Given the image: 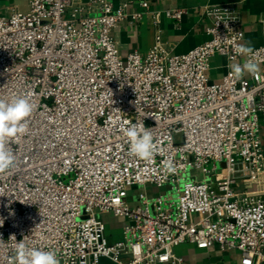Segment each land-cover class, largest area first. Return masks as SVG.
Wrapping results in <instances>:
<instances>
[{
	"label": "built area",
	"instance_id": "1",
	"mask_svg": "<svg viewBox=\"0 0 264 264\" xmlns=\"http://www.w3.org/2000/svg\"><path fill=\"white\" fill-rule=\"evenodd\" d=\"M205 13L209 38L188 53L174 55L158 33L146 56L127 57L114 31L143 17L127 2L31 0L0 15V99L34 105L27 133L9 144L16 165L0 175V264H14L18 242L54 250L60 264H184V244L264 264V194L249 188L264 173V17L262 45L244 56L237 9ZM217 56L259 71L212 81ZM128 122L151 129L152 161L129 155ZM149 186L171 193L150 198ZM132 187L143 192L131 206ZM109 214L128 220L113 242Z\"/></svg>",
	"mask_w": 264,
	"mask_h": 264
},
{
	"label": "crops",
	"instance_id": "2",
	"mask_svg": "<svg viewBox=\"0 0 264 264\" xmlns=\"http://www.w3.org/2000/svg\"><path fill=\"white\" fill-rule=\"evenodd\" d=\"M30 1L0 0V15L11 17L14 12H27L30 9ZM124 2L129 4L130 13H142L143 17L137 20L129 19L117 25L114 36L123 57L134 52L146 56L154 46L158 33H161L171 53H188L208 40L207 29L210 20L205 13V7L215 5L230 4L237 9L244 25L246 46L255 50L263 43L261 19L264 17V0H113L115 7ZM143 3L148 9L142 7ZM175 10L185 11L181 22L166 17V11ZM156 14L160 15L157 21ZM243 63L244 61L240 60L237 64ZM229 70L228 61L217 56L212 59L210 78L212 81H220ZM249 188L260 190L264 194V173L258 183L249 185ZM127 223L128 220H125L123 226ZM116 236L113 241L122 238V229ZM175 253L184 264H241L238 251L218 244L206 250H200L192 244H184L176 247ZM101 264L115 263L103 259Z\"/></svg>",
	"mask_w": 264,
	"mask_h": 264
},
{
	"label": "clouds",
	"instance_id": "3",
	"mask_svg": "<svg viewBox=\"0 0 264 264\" xmlns=\"http://www.w3.org/2000/svg\"><path fill=\"white\" fill-rule=\"evenodd\" d=\"M237 52L248 56L252 54V48L239 45ZM258 71V64L248 60L242 65H230L229 75L240 80L245 74H255ZM33 111L34 105L26 97H17L11 101L0 99V175L9 172L16 165V157L9 144L27 133V122ZM128 123L129 126L124 127L122 132L129 145V155L152 161L158 149L151 129L143 125ZM14 264H60V260L54 250L29 248L23 242H18Z\"/></svg>",
	"mask_w": 264,
	"mask_h": 264
},
{
	"label": "rangeland",
	"instance_id": "4",
	"mask_svg": "<svg viewBox=\"0 0 264 264\" xmlns=\"http://www.w3.org/2000/svg\"><path fill=\"white\" fill-rule=\"evenodd\" d=\"M9 18V17H6ZM219 169H223L222 165L219 166ZM199 178H202V174L199 173L198 175ZM143 192L142 188L138 187H132L128 191V197L130 200V205H134L138 201V196L139 194ZM148 195L150 198H155L159 196L160 194H165V195H170L171 191L167 190L165 188H156V187H151L149 186L147 189ZM102 220L106 224L107 228V238L110 242L113 241V238H117V234L120 229L123 227V222L126 220L125 218H116L114 215L109 214V215H104L102 216Z\"/></svg>",
	"mask_w": 264,
	"mask_h": 264
}]
</instances>
